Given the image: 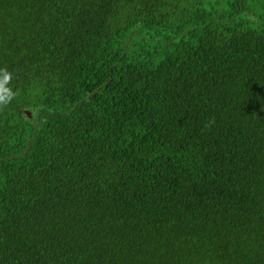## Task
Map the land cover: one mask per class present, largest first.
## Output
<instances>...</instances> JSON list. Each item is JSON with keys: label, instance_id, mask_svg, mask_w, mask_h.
Here are the masks:
<instances>
[{"label": "trees", "instance_id": "obj_1", "mask_svg": "<svg viewBox=\"0 0 264 264\" xmlns=\"http://www.w3.org/2000/svg\"><path fill=\"white\" fill-rule=\"evenodd\" d=\"M5 71L0 264H264V0H0Z\"/></svg>", "mask_w": 264, "mask_h": 264}, {"label": "clouds", "instance_id": "obj_2", "mask_svg": "<svg viewBox=\"0 0 264 264\" xmlns=\"http://www.w3.org/2000/svg\"><path fill=\"white\" fill-rule=\"evenodd\" d=\"M10 79L11 75L5 71L3 80H0V104H6L11 99V90L4 87Z\"/></svg>", "mask_w": 264, "mask_h": 264}, {"label": "water", "instance_id": "obj_3", "mask_svg": "<svg viewBox=\"0 0 264 264\" xmlns=\"http://www.w3.org/2000/svg\"><path fill=\"white\" fill-rule=\"evenodd\" d=\"M24 114L27 115L28 118H30V119L32 118V114L30 111H25Z\"/></svg>", "mask_w": 264, "mask_h": 264}]
</instances>
